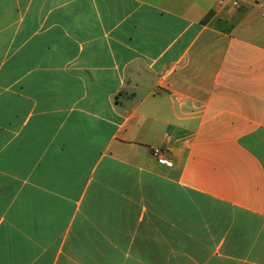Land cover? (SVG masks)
<instances>
[{
  "label": "crops",
  "instance_id": "obj_1",
  "mask_svg": "<svg viewBox=\"0 0 264 264\" xmlns=\"http://www.w3.org/2000/svg\"><path fill=\"white\" fill-rule=\"evenodd\" d=\"M220 0H0V264H264V16Z\"/></svg>",
  "mask_w": 264,
  "mask_h": 264
},
{
  "label": "built area",
  "instance_id": "obj_2",
  "mask_svg": "<svg viewBox=\"0 0 264 264\" xmlns=\"http://www.w3.org/2000/svg\"><path fill=\"white\" fill-rule=\"evenodd\" d=\"M257 4H259V6L262 9V15L264 16V1H260ZM239 1L238 0H220L218 2V7H222V8H226V7H234L237 8L239 7Z\"/></svg>",
  "mask_w": 264,
  "mask_h": 264
}]
</instances>
